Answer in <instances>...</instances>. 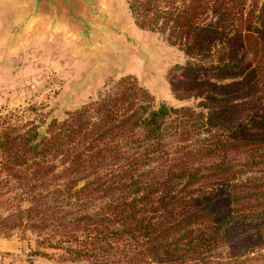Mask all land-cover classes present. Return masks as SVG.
Listing matches in <instances>:
<instances>
[{
	"label": "trees",
	"instance_id": "1",
	"mask_svg": "<svg viewBox=\"0 0 264 264\" xmlns=\"http://www.w3.org/2000/svg\"><path fill=\"white\" fill-rule=\"evenodd\" d=\"M187 56L62 120L0 111V236L86 264H264V0H128ZM36 253H41L35 250Z\"/></svg>",
	"mask_w": 264,
	"mask_h": 264
},
{
	"label": "rangeland",
	"instance_id": "2",
	"mask_svg": "<svg viewBox=\"0 0 264 264\" xmlns=\"http://www.w3.org/2000/svg\"><path fill=\"white\" fill-rule=\"evenodd\" d=\"M2 12L5 14L0 15V111H12L22 121L32 120L39 131L43 132L51 119L62 120L95 100L123 76H133L152 96L154 106L162 102L195 103L192 98L180 102L173 96L167 72L174 65L184 64L187 57L159 31L155 32L162 38L160 45L159 39L156 45L138 44L122 32L116 38H105L103 32L95 31L97 46L88 50L84 40L75 37L76 31H63L55 23H47L48 19L15 22L22 13L18 6H13L10 14L8 9ZM80 26L75 24L74 29ZM0 264L86 262L64 259L58 248L37 246L32 234L27 238L12 234L0 236Z\"/></svg>",
	"mask_w": 264,
	"mask_h": 264
},
{
	"label": "crops",
	"instance_id": "3",
	"mask_svg": "<svg viewBox=\"0 0 264 264\" xmlns=\"http://www.w3.org/2000/svg\"><path fill=\"white\" fill-rule=\"evenodd\" d=\"M13 6L22 9L15 22H24L27 18L37 22L48 19L47 23H55L63 31H76L75 37L83 39L87 49L97 46L95 31L103 32L105 38H116L122 32L124 37L130 36L138 44L152 45L160 40V45L162 41L157 32L135 24L127 0H0V15L5 14L2 9H8L10 14ZM79 23L82 27L74 29Z\"/></svg>",
	"mask_w": 264,
	"mask_h": 264
},
{
	"label": "water",
	"instance_id": "4",
	"mask_svg": "<svg viewBox=\"0 0 264 264\" xmlns=\"http://www.w3.org/2000/svg\"><path fill=\"white\" fill-rule=\"evenodd\" d=\"M183 53H184V52H183ZM185 56H186V55H185ZM186 57H187V56H186ZM178 101L181 102V100H178ZM180 102H179V103H180ZM166 104H167V103H166ZM170 105H171V104H170ZM175 105H180V104H175ZM152 107H153V108H156L157 106H154V105H153ZM41 134H42V131H39V132H38V136H40Z\"/></svg>",
	"mask_w": 264,
	"mask_h": 264
}]
</instances>
